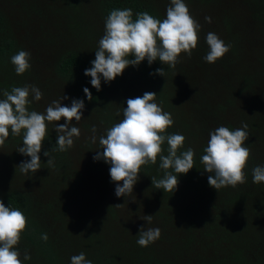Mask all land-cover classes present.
Segmentation results:
<instances>
[{"label":"trees","instance_id":"16d2710c","mask_svg":"<svg viewBox=\"0 0 264 264\" xmlns=\"http://www.w3.org/2000/svg\"><path fill=\"white\" fill-rule=\"evenodd\" d=\"M60 1L0 0V99L4 98L3 91H11L12 87L35 85L40 89L41 87L56 86L66 90L73 99H83L85 103L84 110L95 111L94 114L99 118V121L109 129L123 118L121 115H116L119 112L117 108L113 112L110 111V105L112 104L106 90L113 81L115 84L123 85L122 75L110 83H105L101 78V90L97 91L90 83L91 77L84 75L85 70L92 67L91 61L95 57L85 53L81 46L70 47L59 52L53 63L56 73L54 76L51 74V76L47 75L45 77L42 71L34 73L35 70L40 69L41 66L47 65L49 62L44 60L45 55L36 52L33 48H30V50L24 49L23 40L20 38L21 36L16 34V31L18 27L23 30L31 29L34 20L42 25V21L47 17L49 18L50 13L57 12L56 15H60V21L57 19L54 22L57 29L52 31L48 28L46 31H42L44 36L38 38V42L35 44L38 46L46 44V47H49L50 43L47 38L53 41L54 36L74 37L83 43L86 40L89 41L91 37L92 39L98 37L100 33H93L92 28L96 24H102L105 27V19L113 9L130 8L133 12V21L136 19V14L143 11H147L150 15L160 19L159 12H156V7L153 5L145 4L140 0H93L91 1V8L87 7V0ZM196 1H198V5H204L205 1H208L210 5L215 6V9L217 7L224 10L225 15L222 18L226 24L227 21H233L229 11H233L231 6L236 4L239 11L243 12L245 9H251L253 16L264 21V0H225V3H223V0L217 1V3L213 0ZM12 4L15 5V8H10ZM15 15L20 18L15 17ZM52 26H54L53 23ZM63 26H65V29ZM41 28L44 29L45 27L41 26ZM237 40L238 36L224 43L230 46L231 51L234 52L235 50V53L238 54V51H236L238 48ZM263 44H261L262 46L258 45L260 51L257 53L264 51ZM20 50L31 53L29 61L31 67L24 74L17 75L10 58ZM129 58L134 59V57ZM258 62V64L250 62L248 66L245 64L246 69L242 73L239 70L238 75L236 68L234 69L236 70L235 74L229 78L224 77L226 87L224 92H221V99L215 108V115H225L231 107L236 105L241 107L243 105L244 107V104L247 105L248 109L255 108L264 112V90L259 79L264 77V58L260 57ZM157 68H164L165 73H170L171 67L161 64L159 60L151 65L148 64L147 60H144L138 66H128L123 73H126L127 78L132 77L134 80L137 78L147 83L148 86L153 88V92L157 94L155 97L157 101L164 104L165 108L170 107L172 106V100L170 101L172 93L164 89L163 76L150 75ZM227 84H230L231 88ZM85 87L92 94L93 99L91 101L85 96L83 91ZM128 98H134V96H127L121 102L124 107H127L126 100ZM42 99L44 98L42 97ZM42 99L35 101L30 95L29 100L31 103L27 106L28 110L44 113L41 105L47 107L48 99ZM224 126L233 130L230 125ZM174 133H177V131L170 126L166 129L165 135ZM56 139L57 137L47 129L42 150L39 153L41 166L47 158L44 156V152L56 147ZM16 140L17 142L18 140L23 142L21 136H17ZM167 148L168 145L165 141L162 145L163 155L168 154ZM188 148L195 151L194 167L187 174L178 176L179 183L174 192H164V190L152 186L151 177L159 180L164 176V170L159 167V156L156 164L141 166L139 175L142 178L137 182V184L141 183L139 185L149 192L148 194L152 196L153 201L159 203L163 201L165 203L164 208L172 210V213L169 214L166 213L168 211H159V214L163 215L161 218L164 217L162 219L164 223L175 219V225H181L182 229L186 231L188 237L184 239L185 241L182 239L183 245L173 242L167 248L166 243L162 240L160 245L163 249L160 252L159 247H156L158 250L152 248L151 244L147 247H141L135 242V249V246L131 247L129 241L115 242L110 239H101L100 236L90 233L84 239V244L80 249L84 253L87 249L91 250L89 260L92 261V264H264V257L260 254L264 247L262 243L264 232H257V228L261 225L260 222L264 220V182L253 183L252 177L253 168L261 165L257 161L254 162L255 158L253 159L250 156L244 169L246 182L237 185L235 188L228 186L217 191L209 186L207 178L211 173L204 171L200 161V157L205 154L203 151L205 147L193 146L191 139L187 138L183 147L178 150V154ZM50 155L58 162L57 167L60 168L66 166L68 163L66 160L70 156L68 150L65 152L50 151ZM251 161L252 164H250ZM169 171H172V169H169ZM173 174L175 173L173 172ZM69 185L71 188L76 186L75 183H69ZM0 194V200H3L5 206L19 209L27 217V226L21 234L20 242L31 247L36 255L31 256L30 260H26L22 264H30L31 260L36 261L37 257V264H60L61 254L55 244L56 238L41 227L37 217L38 213L33 212L35 203L30 193L17 189H7ZM183 201L188 203L181 208L174 205ZM96 204L100 205L97 208L98 211L100 207H103L109 211L110 215L108 216L110 218L114 215L111 211L113 210L112 206L105 205L101 201ZM166 204L170 205L171 209H168ZM42 234H47V241L41 239ZM198 234H201L200 236L203 239L210 240L209 245L214 247L212 254L207 253L205 247L202 251H195ZM119 248H122L123 251L118 252ZM163 252L165 253L163 254ZM89 253L86 252V255H89ZM187 254L190 256H187Z\"/></svg>","mask_w":264,"mask_h":264},{"label":"rangeland","instance_id":"374dc122","mask_svg":"<svg viewBox=\"0 0 264 264\" xmlns=\"http://www.w3.org/2000/svg\"><path fill=\"white\" fill-rule=\"evenodd\" d=\"M87 1V7L91 8V1L93 0ZM140 1L156 7L160 20L166 18V9L170 5V0ZM213 1L217 3V1L222 0ZM224 1L223 3H225ZM58 2L61 1L58 0ZM184 2L189 8L191 16L201 25L198 32V44L192 50L191 57H188L186 53H181L179 63L176 64L175 68H170V73H165L162 77L164 89L172 93L170 96L172 106L165 108L164 104L157 101V98H155V103L163 111L171 114L174 121L172 127L185 139H191L193 146L206 147L210 139V132L220 126L230 125L235 130L246 123L249 138L244 146L250 149V156L255 158L254 162L257 161L259 165L264 166V112L255 108L248 109L247 105L244 104V107L243 105L242 107L239 105L231 107L225 115H215V108L221 99V92H224L226 87L224 77H231L236 70L238 75L239 70L242 73L250 65V62L258 64V59L264 58V51L257 53L260 51L258 45L264 43V21L253 16L251 9L239 11L236 4L231 6L233 11H229L233 21H227L226 24L222 18L225 15L224 10L217 7L215 9V6L210 5L208 1H205L204 5H198L196 0H184ZM10 8H15V5L12 4ZM56 14L58 13H50L49 18L47 17L42 21V25L34 20L31 29L23 30L18 27L16 31V34L21 36L20 38L23 40L24 49L33 48L36 52L45 55L44 60L49 63L34 71V73L42 71L45 77L56 74L53 65L54 59L59 52L67 48L81 46L85 53L95 57L98 42L105 32L104 25L96 24L92 28V32L100 34L97 38L92 39L91 37L89 41H84V44L74 37L52 36L55 38L53 41L47 38L50 43L49 47H46V44L38 46L35 43L38 42V38L44 36L42 31L44 32L48 28L52 31L57 29L54 22L59 19L60 15ZM206 16L211 18V23L205 21ZM15 17L20 18L16 15ZM41 26L45 28L43 29ZM63 28L65 29V26ZM209 32L217 34L224 42L233 40L238 36V48H235L238 54L235 53V50L234 52L229 50L215 63H207L203 58L209 51V46L206 43V35ZM121 77L124 80L123 85L115 84L113 81L110 85L108 84V88L106 86V91L112 104L110 111L113 112L117 108L123 118L124 105L121 102L127 96H134L135 98L142 96L145 92H153V88L137 78L135 80L132 77L127 78L126 73H122ZM259 79L264 90V77ZM227 85L230 87V84ZM40 91L43 93V98L48 99L47 106L63 95L69 99L62 100V105L71 106L73 98L62 88L56 86L41 87ZM41 108L45 112L47 107L42 104ZM94 113L95 111L83 109L81 121L79 123L75 120L72 121V124L80 129L81 135L79 138H73L74 145L68 150L70 156L66 160L68 165L66 164L64 168L57 167L58 162L55 159V167L50 168L47 165L49 159L47 157L36 173L22 174L18 165L22 161L30 160V157L17 152L18 147L22 146L23 142H19V140L17 142V136H12L9 130L10 135L6 139L7 145L4 143L0 146V193L7 189H17L30 193L35 203L33 212L38 213L37 217L41 227L56 238L55 244L61 254L60 264H71V257L82 252L80 247L83 246L84 239L90 233L100 236L101 239H110L115 242L129 241L131 247L135 246L136 249L135 242L139 229L142 226L147 227V221L140 219L144 215H153L152 223L149 226L158 227L161 230L159 239L150 243L152 248L159 247L160 252H162L163 247L160 245L162 240L166 243L167 248L173 242L183 245L182 239L188 237L186 231L182 229L181 225H175V219L164 223L162 220L164 217L161 218L163 215L159 214V211H168L166 213L169 214L172 213V210H166L163 201L160 203L153 201L152 196L148 194L149 192L139 185L141 183L134 185L133 192L129 196L117 197L115 195L116 185L111 181L110 165L103 160H93L99 149V144L98 142L96 144L91 143L89 139L92 135L91 128L96 126L97 137L105 135L108 129ZM46 123L47 129L57 137L54 126L55 124H64L65 120L62 118L58 122ZM141 178L142 176L139 175L137 182ZM69 183H75L76 186L71 188ZM100 201L105 205L112 206L113 210L111 211L114 215L111 218L108 216L110 214L106 208L100 207L98 211L97 208L100 205L96 203ZM187 203V201H183L174 205L181 208ZM117 204L123 205L117 207L115 206ZM166 206L171 209L170 205L166 204ZM100 214L102 215L100 216ZM260 223L257 232H264V220ZM200 235L198 234L196 237L198 242L195 244V251H202L205 247V251L212 254L214 247L209 245L210 240L203 239ZM262 243L264 244V241ZM17 248L21 253L22 262L26 261L23 259L25 252L30 256L36 255L31 247L25 246L22 242H19ZM156 250L158 249L156 248ZM90 251V249L85 251L87 260L90 259ZM117 251L122 252L123 249L119 248ZM86 252H90L89 255H86ZM260 254L264 257V247ZM187 256L190 255L187 254ZM31 261L30 264H37L36 261Z\"/></svg>","mask_w":264,"mask_h":264},{"label":"clouds","instance_id":"9594fccd","mask_svg":"<svg viewBox=\"0 0 264 264\" xmlns=\"http://www.w3.org/2000/svg\"><path fill=\"white\" fill-rule=\"evenodd\" d=\"M132 16L130 8L113 9L105 19V32L98 42L95 59L91 61L92 67L84 72L85 76L91 77L90 83L97 91L101 90V78L105 83H110L130 65L138 66L144 60L151 65L159 60L163 65L175 68L181 53L191 57L192 50L197 47L201 25L191 16L184 0H170L163 20L147 11L138 12L134 21ZM205 21L211 23V18L206 16ZM206 43L209 51L203 59L207 63H215L230 50V46L212 32L206 35ZM30 58L31 53L25 50L18 51L10 58L17 75L30 69ZM164 73V68H157L150 75L164 77ZM83 91L91 101L93 97L90 90L85 87ZM30 95L35 101L43 97L35 85H25L12 87L11 91L4 90V98L0 99V146L5 143L10 131L12 136L22 134L23 144L17 152L30 157V160L18 165L24 175L36 173L40 169L39 153L47 134L46 122H58L62 118L65 120L64 124H55L56 147L50 150L65 152L73 147V138L81 135L80 129L72 121L79 123L85 108L83 99H73L71 106L62 105V100L69 99L63 95L53 100L44 113L29 111L27 106L31 103ZM156 96L155 92H145L142 96L128 98L127 107L122 110L123 119L107 129L105 135L97 137L96 126L91 128L89 139L91 143L99 144L93 160H103L110 165L109 174L116 185L117 197L131 195L139 180L141 166L156 164L158 156L164 176L159 180L151 177V180L152 186L164 192H174L179 183L178 176L187 174L194 167L195 151L192 148L178 154L185 137L179 133L165 135L166 129L174 121L170 113L155 103ZM116 115L119 116L120 112ZM247 129L246 123L235 130L220 126L209 134L210 139L200 161L204 171L211 173L207 178L209 186L217 191L228 186L235 188L246 182L244 169L250 157V149L244 146L249 138ZM165 141L168 145L167 155L162 154ZM50 151H45L44 156L49 157L47 165L54 168V157H51ZM252 177L253 183L264 182V166L254 167ZM152 217H140L147 221V227L139 229L136 241L141 247H147L161 235L158 227L149 226ZM26 226L27 217L24 213L5 206L3 200H0V264H22L17 246ZM41 239L47 241V234H42ZM23 259L30 260L31 256L25 252ZM71 264H92V261L87 260L85 253L81 252L71 257Z\"/></svg>","mask_w":264,"mask_h":264}]
</instances>
